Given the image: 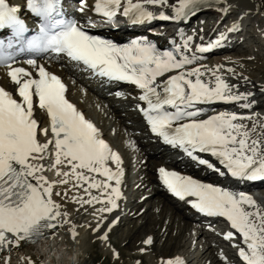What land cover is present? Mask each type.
Segmentation results:
<instances>
[{"label": "snow or ice", "instance_id": "snow-or-ice-1", "mask_svg": "<svg viewBox=\"0 0 264 264\" xmlns=\"http://www.w3.org/2000/svg\"><path fill=\"white\" fill-rule=\"evenodd\" d=\"M213 2L227 16L233 4L239 7L240 0ZM261 2L264 5V0ZM168 5L169 0H145L144 3L98 0L95 11L109 23L121 13L132 25H143L156 20L187 19L210 6L206 0H180L169 15L160 10ZM42 11L50 13L51 5L45 4ZM12 23L15 21L10 14L0 10V25ZM238 30L234 22L229 32ZM199 39L203 41V37ZM227 39V35L220 33L218 39L196 45L193 51L194 38L187 36L173 50L160 51L147 38L121 46L88 34L76 23L51 43L55 45L54 54L62 61L68 58L73 68L102 82H124L140 90L138 99L146 107L139 110L152 133L165 144L181 149L194 162L221 176L225 172L200 154L214 157L237 181H264V120L227 111L208 115L202 107L217 103L238 104L242 110L250 107V93H241L237 85L227 82L223 68H208L201 63L204 54L222 46ZM26 63L35 73L21 66L5 65L19 101L11 91L0 86V252L22 250L25 246L34 248L40 241L53 239L60 227L71 223L68 213L62 212L61 205L52 198L57 183L67 185L75 178L77 185H86L83 191L88 193L87 198L74 197L73 201L81 209L93 206L94 214L99 213L97 232L106 219L105 213L117 210L122 199L124 171L120 156L101 138L94 124L66 99V86L61 78L35 61ZM197 64L200 66L195 67ZM226 72L250 83L246 77L236 76L233 68ZM168 73L175 74L166 76ZM161 77L165 78L158 79ZM36 107L50 119L53 139L45 143L40 142L38 133L47 136L49 129L38 128L34 118ZM205 115L207 119L202 118ZM37 159L53 162L47 167L33 164ZM110 164H115V170ZM60 166H67L70 171H56L62 179L49 182L45 171ZM159 179L180 200L191 198V207L197 212L206 217L224 218L230 223L246 246L239 251L242 264H264V207L251 196L164 168L159 169ZM96 204L102 207L95 208ZM76 236L73 224L70 237L75 240ZM233 238L231 231L224 237L225 240ZM145 243L150 246L153 241L149 237ZM33 264L39 262L33 261ZM165 264H184V261L167 260Z\"/></svg>", "mask_w": 264, "mask_h": 264}, {"label": "bare ground", "instance_id": "bare-ground-1", "mask_svg": "<svg viewBox=\"0 0 264 264\" xmlns=\"http://www.w3.org/2000/svg\"><path fill=\"white\" fill-rule=\"evenodd\" d=\"M12 1H16V3L19 4L21 0H12ZM248 1L249 0H246L245 2H248ZM92 2L93 0H89V3H92ZM123 2H126V0H123ZM133 2L134 3H144L145 0H133ZM240 2H242V7L240 3H239V7H236V5L233 4L230 14L227 15V17L229 18H233V21L232 19H228L229 21H232L231 23L232 25L230 24L231 26H226L223 29L226 33L225 35L228 36V39L223 42V44H225L226 47L222 50H218V52L215 53V55H210L208 58H205L204 60L201 61V63L207 66L208 68H217V67L223 68L225 70L224 72L225 80L231 84L237 85L241 93H247V92L252 91L250 93V96H253L257 92H260L257 95V97H260V96H264V70L260 67L251 65L252 63H250L249 60L245 58L243 55H246V54L249 55V53H252V52L257 53L260 50L261 51L257 53L258 55H261L262 52H264V38H262L259 34L260 31H264V11H261L262 6L264 5H262L261 0H252L253 3L251 7L253 8L243 4V0H240ZM179 3H180V0H169V5L167 6L168 9L163 8L161 10L165 11L166 14L171 15L172 14L171 11L174 10V8L178 7ZM206 4L210 6L203 7L202 9L198 10L195 15H191L187 19H180L178 23L179 26L182 29H187L189 28L193 20L196 19V21H199L200 24H198L195 28H197L198 30H201L202 28L207 27L209 23V18H203L204 14L206 15V13H208L212 15L214 13H217L219 14L217 15L218 17L225 16L221 14L219 7L213 2V0H206ZM226 6L227 5H224V7ZM149 7H152V9L155 10L154 6H149ZM157 22L158 21L156 20L148 24H156ZM234 22L236 25L240 26L239 28L240 30L234 33L229 32V29L233 27ZM245 22H247V25H249V28L247 30H244V33H243L242 25ZM148 24H145L143 26V29H145L146 25ZM213 25L211 26V28L217 30L218 26H213ZM154 27L156 26H151V28H154ZM243 34H245V36ZM242 35L244 37H242ZM218 38L219 36L214 37L210 40L214 41L215 39H218ZM251 40L253 41L254 45H256L255 47L251 45L250 47H244L241 45L242 42H250ZM208 41L206 42V44L208 43ZM240 46L242 47V58H241L242 62L229 55L234 52L239 53L237 51V48ZM207 54L208 53H206L205 56H207ZM214 56H216V61L218 62V64L217 62L212 61V58ZM260 60L261 62H264V58L261 57ZM27 61H35L39 66L45 67L46 71H49L51 74L57 75L59 78H61V80L66 86V93H65L66 99H68L70 103H72L80 112H82V114L85 116L86 119H88L90 122L94 124V126L100 132L101 138L104 139V141L109 145L112 151L115 152L117 155H119L121 158V161H122L121 167L123 168V171H124L123 184H122V189H121L122 199L119 202V208L117 210H115L112 213H105L106 219L102 222L103 226L102 224L100 226L101 233L99 232V234L101 236L107 233L109 228H112L109 230L111 231V233L115 231H118L120 233L128 226V229L122 232L123 234H122L121 240L124 241L126 244H131L132 238L134 237L135 232H138L139 230V229L137 230V227H136V224H137L136 220H138V218H140L141 216L145 214L143 217V220H147V221L144 224H141L140 228H142L144 225H148V226L150 225L149 226L150 228L146 226L144 231H146L147 233L146 238L150 237L153 241L152 245H150L151 248L153 247L154 241L158 240V237L160 241L165 240L166 243H171L173 240L175 242V239L176 241L179 238L183 239L185 236H187L186 235L187 231L194 232L198 240H200L199 237L203 240L202 245H200L201 243L200 242L197 248L195 246L196 248L195 252L193 248L192 249L193 251L190 253L188 249L191 247L192 243L195 242L197 244L194 238V235H192L191 236L192 240L190 239L191 240L190 245L188 244L189 248L187 247V250H185V253L181 254L177 252L179 254L174 256L171 260L181 259L184 261V264H194V263L202 264L205 258L207 257L209 258L208 256L209 252H210L209 255L213 254V249L215 248L214 243L215 241L218 240L220 242L228 243L227 251H229L230 254H232L236 258L237 261H239L238 259L239 255L237 254L235 250H237V248H241V246L242 247H246V246L243 245L242 238L239 236V234L235 233V230L231 229L229 222H226L228 230H226L225 228H222L221 230H218V231L210 230L205 225H200L203 222H206L207 219H202V221L192 220V218L190 217L189 210L179 208L162 191V188L158 184V180H157V167L163 163H159V161L157 160H160V162L165 160L164 159L165 157L162 154V150L168 149V146L165 143L159 140V138H157L156 136H153L151 138L148 137L144 139L141 136L139 137L137 134H133L132 132H130L131 133L130 144L133 146V147L130 146L132 153L131 154L123 153L121 157L119 148H117V146H115L113 143H110L106 139L105 128L108 125L106 121H104L103 123L100 122L102 121V119L99 121H96L90 113L84 111L87 108L86 107L87 102H83L82 96L86 97V99H88L89 96L91 97V94L88 93L90 91L89 89H91L89 80H87L89 79L88 78L89 76L86 74H80L76 68H73L71 66L72 63L70 64V63L60 62V57L58 56L46 57L42 60H21V61L12 63V64H13V67L21 66V67H24L25 70H32L35 73L36 70L31 69V66L27 65L26 63ZM247 62H249L250 64H247ZM194 66L199 67L200 64H197ZM228 68L235 69L236 76L241 77V78L246 77L250 81V83L246 84L244 79L238 80L235 77H232L231 74L226 72V69ZM8 71L9 69L5 66L0 68V85L8 89L9 91L13 92L14 94H16V89L13 86V83L11 82L10 77H8L7 75ZM72 90L80 97L81 100H78L72 96L73 95ZM95 95L96 96L94 98L96 99V101H92L93 99L90 98L88 99V102L91 100L92 102H94L93 104L96 103L95 105L96 107L98 105V100L101 102L102 100L100 99H105L106 100L104 101L105 104L109 108H111V113H110L111 122L114 119L113 123L121 122V124H123L125 129H129V125L126 122L127 119L124 117L122 113L123 110H120V105L118 104V102L114 101V99H108L106 96H103L104 95L103 92L96 91ZM117 99L121 100L122 102L128 100L129 104L122 103V108H124L125 111L129 112V115L131 116L132 119H135L137 121V118L135 117V114L133 111L135 106H133V104L130 103L131 99L129 98V94L125 93L123 97L121 96V97H118ZM217 104L227 105L230 107L228 109H232V110L237 109L235 112H232V113L241 114V108L238 104H233V103H228V104L217 103ZM215 105L216 104L210 105V106H202V107L207 109ZM257 105L261 106V108L258 109L261 111H256L260 113L250 115V116L259 117L261 120H264V98ZM210 112H207V114H209ZM207 116L208 115H205L202 118L206 119ZM34 118L38 122V128L39 127L47 128V129L50 128V123L47 119L46 114L42 110H40L38 107H36L34 110ZM249 127H251V124H249ZM38 136H39V140L41 143L50 141L49 134L45 136L41 133H38ZM128 139H129V136H128ZM127 147L129 148V146ZM50 149H52L54 153L55 150L54 148H52L51 144H50ZM133 153H134V156H133ZM204 155L211 156L208 154H204ZM52 162H53L52 160L41 161L39 159L32 161V163L35 165L42 164L45 167H47ZM131 165L133 166L132 168L133 171H130ZM109 166L113 170H115L116 168L115 164H110ZM56 171H61V172L70 171V168L67 166H60L58 168H54L52 171H45L44 175L46 176L49 182L59 181L62 179V177H58L56 175ZM98 179H103V178L98 177ZM201 182L211 184L216 187H221L226 190L225 186L217 185L210 179H205L204 181H201ZM148 186L151 188V191L149 192V195L147 197L145 196L146 197L145 198L143 196L145 195L144 194L145 189ZM84 187H86V185H77L75 182V178H73L72 181L67 185L62 184V183H57L53 187V197H52L54 202L59 203L61 205V211L68 213L67 218L70 219L71 221V223L64 224L62 227H60L57 234L64 237L65 241L69 245H72L75 242H79V250L83 248L85 242H87L84 233L87 230H91V225L97 224V221L99 220V213L94 214L93 206H87L85 209H81L80 205L73 201L74 197L87 198L88 193L83 191ZM125 187H127V191L129 190L131 191V193L127 194V199L125 196L126 190L124 191ZM57 192L61 193V195H56ZM92 192L93 194H96V190H92ZM155 195L160 196L163 200L156 199L154 197ZM148 201H151V204H152L150 207V209L152 210V213H149V215H148V212H150V209L143 211L144 204L145 202H148ZM254 201H256V199ZM256 202H258V200ZM165 204L169 205V207H171L172 210L169 211L165 209L166 208ZM100 207H102V205L100 204L95 205V208H100ZM177 217H179L180 221L177 224L178 227L175 231L174 221L176 220ZM165 221H166V224H165ZM106 222L108 224H105L106 227H104V223ZM73 224L75 225V230L77 232V236L75 240H73L70 237ZM95 227H93V229ZM230 231L233 232L234 238L232 240H225L223 235L226 232H230ZM156 232H158V235ZM174 232L175 234H172ZM94 236L96 237V239L100 238L97 236V233ZM43 241H47V240H43ZM43 241L36 243L34 245V248L32 246H25L22 250H16L14 248L13 250H11V252H8V250L5 249L4 251L0 252V264H33V261H38L39 264H43L44 256L41 254V243ZM229 241L231 243H235V245L237 246L233 247L232 245L229 244ZM174 242H173V245H174ZM187 242H188V239H187ZM187 242H185V245L183 244L184 247H182L181 250H183V248L187 246L186 244ZM144 245L146 246L147 244L144 242ZM147 250H145V252ZM167 252H168V249L166 248V250L164 251V254H166ZM81 256H82V253H80L78 257L77 264H81V261H82ZM214 258L218 259L217 261H221L225 264H228L231 262L230 260H225L220 254L215 255ZM165 262L166 260L163 259L162 264H165ZM53 264H55V261H53ZM61 264H67V262L62 261Z\"/></svg>", "mask_w": 264, "mask_h": 264}, {"label": "rangeland", "instance_id": "rangeland-1", "mask_svg": "<svg viewBox=\"0 0 264 264\" xmlns=\"http://www.w3.org/2000/svg\"><path fill=\"white\" fill-rule=\"evenodd\" d=\"M245 1L246 0H243V4H245L246 6H250V7L252 6V3H253L252 0H249L248 2H245ZM80 2H84V0H82ZM80 2H78V3H80ZM240 4H241V7H242V2H240ZM80 8H82V7H80ZM251 8H253V7H251ZM194 22H196V21H194ZM198 24H200L199 21H197V25ZM250 45L254 46V47L256 46V45H254L252 40L250 41ZM237 51L239 53L234 52V53H231L229 55L242 62V60H241V58H242V47H238ZM260 51H258L257 53H259ZM257 53H253L252 52V53H249V55L246 54V55H243V56L245 58H247L250 63H252L251 65L256 66V67H260V68H262L264 70V62H261V60H260L261 57L264 58V55H263L264 52H262L261 55H258ZM212 61L217 62L216 61V56H214L212 58ZM249 62H247V64H250ZM217 64H218V62H217ZM244 64H246V63H244ZM254 86H256V85H254ZM254 86H252V87H254ZM73 92L74 91L72 90V94H73L72 96L75 97L78 100H81L80 97L75 92L74 93ZM88 93L91 94V97L89 96L88 99L92 98L93 99L92 101H96V99L94 98L96 95L93 92L91 93V91L88 92ZM82 98H83L82 99L83 102H87L86 103V107L87 108L84 111L90 113L92 115V117H94V119L96 121H99V120L102 119V121H100L101 123L106 121V123L108 124L107 127L105 128L106 139L110 143H113L115 146H117V148H119L120 153H121V157H122L123 153L131 154L132 153V150L130 148V146H132L130 144V136H131V134L129 135V132H128V131H130V129H128V130L125 129V127L123 126V124H121V122L113 123L114 119L111 122V114H110L111 113V108H109L105 104L104 101H106V100L105 99H100V100H102L101 102L98 100V105H97L98 108H97V106L95 107L96 103L93 104L94 102H92L91 100L88 102V99H86V97L82 96ZM127 104H129V103H127ZM123 111H125V110H123ZM100 113H101V115H100ZM127 114H129V112H127ZM99 115H100V117H99ZM126 119L128 120L127 122H130L129 118H126ZM128 136H129V139H128ZM127 146H129V148ZM133 156H134V153H133ZM157 161H160V160H157ZM159 163H163V162H159ZM130 168H131L130 171H133V169H132L133 166L132 165H131ZM146 189H145V193H144L145 195L143 197H145V196L147 197L149 195V192L151 191V188L149 186ZM124 191H125V194H126L125 196H126V199H127V194L131 193V191L130 190L127 191V187L124 188ZM154 197L156 199H160V200L162 199L160 196H157V195H155ZM152 202H153V200H152ZM151 205H152L151 201L145 202L143 211L149 210ZM165 206H166L165 209H167L169 211L172 210V208L169 207V205L165 204ZM149 213H152L151 209H150V212H148V215H149ZM144 215L141 216L140 218L137 217L138 220H136V223H137L136 227H137V230L138 229L139 230H138V232H135V235L132 238L131 244H126L124 241L121 240L122 234H123L122 232L128 229L127 225H126L127 228H125L120 233L118 231H115V232L111 233V231H109V230L112 229V228H109L108 232L104 234V235H107L108 238L106 240H101V238L96 239V237L94 236L97 233V236L101 237V235L99 234V232L101 233V230L99 232H96L95 231L96 230L95 226H97V224H92L91 225V230L93 229V227H95V228L92 230V232H91V230H87L84 233L87 242H85V244H84L85 247L83 246V248L80 249L81 251L79 250L80 253H82L81 257H82V261L83 262L81 261V264H157V263L158 264H162L163 263V259H165L166 261L167 260H171L174 256H176L179 253H181V254L185 253V250H187V247L189 248L190 242L192 240V237H191L192 235H194V238H195L197 244L195 242L192 243V245L190 247L191 249L190 248L188 249L190 253L193 250L195 252V249L199 246L200 242H201L200 245H202V243H203V240L200 237H199L200 240L197 239L196 234H194V232L187 231L186 232L187 236H185L186 238L185 237L183 239L179 238L177 241L175 239V242L173 240L171 243H166L165 240L164 241L163 240L160 241L159 237H158V240L154 241V244H153L152 248L149 245H146L147 246L146 247L144 245V242H145V239L147 237V233H146V231H144V229L146 228V226L149 227L150 225L149 226L148 225H144L142 228H140L141 224H144L147 221V220H143ZM177 218L174 221L175 231H176V229L178 227L177 224L180 221L179 217H177ZM170 223H172V222H170ZM105 224H108V223L107 222L104 223V227H106ZM165 224H166V221H165ZM93 225H95V226H93ZM102 226H103V223H102ZM122 226H121V228H122ZM156 233L158 235V232H156ZM86 234H87V236H86ZM172 234H175V232L172 233ZM187 239H188V242H187ZM173 242H174V245H173ZM185 242H187L186 243L187 246L185 248H183V250H181L182 247H184ZM166 245H167V247H166ZM214 245H215L214 246L215 248L213 249V254L209 255L210 254V252H209V254H208L209 258L208 257L205 258L203 260L202 264H225V263H223L221 261H217L218 259L214 258V256L217 255V254H220L225 260H230L231 264H241L240 262L236 261L235 257L232 254H230L229 251H227L228 243L220 242V241L217 240V241H215ZM195 246H196V248H195ZM166 248L168 249V252L166 254H164V251L166 250ZM145 250H147V251L145 252ZM177 252H179V253H177ZM194 264H197V263H194Z\"/></svg>", "mask_w": 264, "mask_h": 264}, {"label": "clouds", "instance_id": "clouds-1", "mask_svg": "<svg viewBox=\"0 0 264 264\" xmlns=\"http://www.w3.org/2000/svg\"><path fill=\"white\" fill-rule=\"evenodd\" d=\"M41 254L44 256L43 264H77L80 255L79 242L69 245L64 237L57 234L53 239L41 243Z\"/></svg>", "mask_w": 264, "mask_h": 264}]
</instances>
